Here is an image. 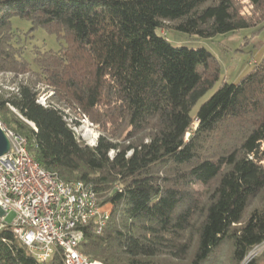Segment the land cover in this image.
<instances>
[{
    "label": "trees",
    "instance_id": "trees-1",
    "mask_svg": "<svg viewBox=\"0 0 264 264\" xmlns=\"http://www.w3.org/2000/svg\"><path fill=\"white\" fill-rule=\"evenodd\" d=\"M245 1L0 0V71L26 76L0 95V124L25 137L42 170L89 183L110 206L99 235L84 229L89 260L209 264L229 243L230 264H241L264 243V207L249 210L264 193V55L193 111L219 64L156 34L210 39L263 26L264 0ZM13 18L65 46L28 63ZM37 85L53 92L46 105ZM76 115L104 127L95 145L75 136ZM0 264L62 262L36 260L1 229Z\"/></svg>",
    "mask_w": 264,
    "mask_h": 264
},
{
    "label": "built area",
    "instance_id": "built-area-1",
    "mask_svg": "<svg viewBox=\"0 0 264 264\" xmlns=\"http://www.w3.org/2000/svg\"><path fill=\"white\" fill-rule=\"evenodd\" d=\"M9 151L0 157V230L10 229L28 253L40 262L59 256L62 264H103L79 249L91 226L99 235L110 217L92 186L65 182L42 170L27 149V141L0 124ZM10 217V218H9Z\"/></svg>",
    "mask_w": 264,
    "mask_h": 264
},
{
    "label": "rangeland",
    "instance_id": "rangeland-1",
    "mask_svg": "<svg viewBox=\"0 0 264 264\" xmlns=\"http://www.w3.org/2000/svg\"><path fill=\"white\" fill-rule=\"evenodd\" d=\"M246 5L245 0H241ZM246 6L244 11H248ZM14 28H19L18 43L14 44L15 48L21 52L23 58L31 63L33 55L36 51L45 52L47 50L58 51L65 46L62 42H57L52 35L46 34L42 29L29 31L30 24L28 21L13 18L11 20ZM157 35H164L168 42L174 47L187 48H204L212 54L217 60L220 67V76L214 86L197 102L194 107L195 111L198 106L206 101L222 83L233 84L241 77L250 72L254 65L259 63L264 55V25L261 27L248 28L228 33L216 35L210 39H202L189 37L175 31H156ZM61 38V36H59ZM16 40V39H15ZM26 76L13 72L0 71V95L8 96L16 91L17 85L24 82ZM38 100L41 105H46L47 100L51 99L53 92L46 85H37ZM13 111V110H12ZM14 112V111H13ZM71 120V117H70ZM69 120V121H70ZM77 125H72V130L75 136L84 144L93 146L97 138L100 136L102 125L85 118L84 116L76 115ZM6 127V125L3 124ZM195 127V123L193 125ZM109 129L110 127H106ZM124 134L121 138H123ZM111 156V153L109 154ZM259 200L253 201L249 210L252 207H264V193ZM10 218V217H9ZM264 243L255 247L241 264H247L253 260L256 264H264ZM209 264H230V245L223 244L215 253Z\"/></svg>",
    "mask_w": 264,
    "mask_h": 264
},
{
    "label": "water",
    "instance_id": "water-1",
    "mask_svg": "<svg viewBox=\"0 0 264 264\" xmlns=\"http://www.w3.org/2000/svg\"><path fill=\"white\" fill-rule=\"evenodd\" d=\"M10 148L8 139L6 138L4 132L0 128V157L5 155Z\"/></svg>",
    "mask_w": 264,
    "mask_h": 264
}]
</instances>
